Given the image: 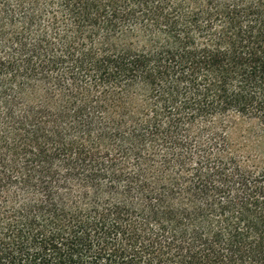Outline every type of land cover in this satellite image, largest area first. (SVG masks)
Returning a JSON list of instances; mask_svg holds the SVG:
<instances>
[{"label":"trees","instance_id":"trees-1","mask_svg":"<svg viewBox=\"0 0 264 264\" xmlns=\"http://www.w3.org/2000/svg\"><path fill=\"white\" fill-rule=\"evenodd\" d=\"M0 264H264V0H0Z\"/></svg>","mask_w":264,"mask_h":264}]
</instances>
